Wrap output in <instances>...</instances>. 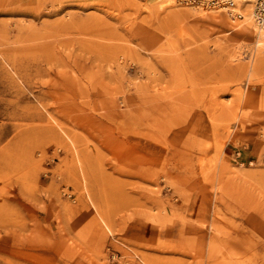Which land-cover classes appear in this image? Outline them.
Here are the masks:
<instances>
[{
	"label": "rangeland",
	"instance_id": "1",
	"mask_svg": "<svg viewBox=\"0 0 264 264\" xmlns=\"http://www.w3.org/2000/svg\"><path fill=\"white\" fill-rule=\"evenodd\" d=\"M234 2L0 0V264H264V39Z\"/></svg>",
	"mask_w": 264,
	"mask_h": 264
},
{
	"label": "bare ground",
	"instance_id": "2",
	"mask_svg": "<svg viewBox=\"0 0 264 264\" xmlns=\"http://www.w3.org/2000/svg\"><path fill=\"white\" fill-rule=\"evenodd\" d=\"M201 1V3L202 4H204L205 6H208V5H210V6H216V7H218L219 9H223V8H225L226 9V11H227V14H228V16L229 17H234V16H236V14H237V12L236 11H234V10H232V8H233V5H234V1L235 0H223V1H221L219 4H215V5H211V4H209L210 2H209V0H200ZM243 1H246V0H243ZM248 1H250V0H248ZM251 2V1H250ZM229 3V4H228ZM193 7V6H192ZM252 11L251 12H249L248 10H247V12L245 13V16H246V20L244 21V24L246 25V26H244L245 28H250L251 26H252V23L254 24L255 22H253V21H250V20H252V19H250V17L252 18V16H250V15H255L254 14V8L252 7V9H251ZM239 14V13H238ZM254 19H255V17H254ZM255 21H256V19H255ZM252 22V23H251ZM257 22V21H256ZM259 25V24H258ZM260 27H264V26H262V25H259V29H260V38H258V40H261V38L262 39H264V30H262V28H260ZM255 28V26L252 28V29H254ZM262 41V40H261Z\"/></svg>",
	"mask_w": 264,
	"mask_h": 264
},
{
	"label": "built area",
	"instance_id": "3",
	"mask_svg": "<svg viewBox=\"0 0 264 264\" xmlns=\"http://www.w3.org/2000/svg\"><path fill=\"white\" fill-rule=\"evenodd\" d=\"M223 0H209V4H219ZM248 1V0H247ZM254 8V17L259 25L264 26V0H250ZM229 4V3H228Z\"/></svg>",
	"mask_w": 264,
	"mask_h": 264
}]
</instances>
